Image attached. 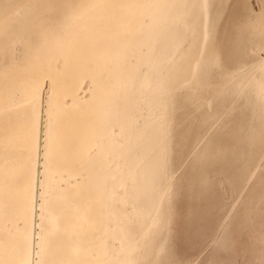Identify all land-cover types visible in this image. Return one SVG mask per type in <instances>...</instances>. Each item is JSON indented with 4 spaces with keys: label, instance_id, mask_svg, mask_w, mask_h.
<instances>
[{
    "label": "bare ground",
    "instance_id": "bare-ground-1",
    "mask_svg": "<svg viewBox=\"0 0 264 264\" xmlns=\"http://www.w3.org/2000/svg\"><path fill=\"white\" fill-rule=\"evenodd\" d=\"M81 2L0 0L4 86L21 75L15 66L29 44H39L42 32L54 38L66 26L72 30L62 99L70 140L57 160L58 179L64 183L49 206L57 223L41 229L38 185L33 217L13 183L31 176L35 150L30 136L22 142L9 138L5 121L0 260L264 264V72L257 57L233 48L238 30L246 40L259 42L264 0H231L220 28L219 53L215 47L202 48L199 5L189 10L176 3L164 9L157 29L140 31L141 20L156 7L154 0H111L74 20L69 4ZM97 59L99 66L93 62ZM65 62L62 56L55 67L64 69ZM121 62L124 71L116 89L112 72ZM93 133L103 134L113 158L127 154L136 186L143 190L139 208L163 218L174 202L179 204L174 230L153 224L146 231L137 223L132 231L140 243L133 248L124 239V214L132 208L123 206V193L112 195L113 169L96 150L86 158L78 152L81 138ZM26 149L33 159H25ZM40 152L42 163L43 147ZM35 171L39 180L40 169ZM132 187L129 183V197ZM190 212L194 216L188 221L184 217Z\"/></svg>",
    "mask_w": 264,
    "mask_h": 264
},
{
    "label": "snow or ice",
    "instance_id": "snow-or-ice-1",
    "mask_svg": "<svg viewBox=\"0 0 264 264\" xmlns=\"http://www.w3.org/2000/svg\"><path fill=\"white\" fill-rule=\"evenodd\" d=\"M111 0H82L76 7L71 3L69 9L73 13V19H79L88 15L90 12L110 3ZM129 3L134 0H128ZM155 9L143 18L139 25V30L145 29L152 31L159 27L160 17L165 8L176 3L190 7L199 5L201 11V43L202 48L207 50L210 46L215 47L220 52L218 38L220 28L223 25L228 10L231 6V0H154ZM215 17V19H214ZM71 29L67 26L63 32H57L54 38H50V32L41 33L40 42L36 46L29 44L24 53L23 61L19 68L21 75L15 80L9 82L7 86L0 84V152H2L5 141V121H7V132L9 138L22 142L25 136H30L35 150V165L33 166L30 177L15 178V183L23 192L26 201L29 202V211L34 217L36 212L37 185L39 186L40 198V221L41 229L47 223L54 226L57 218L49 210L51 203L50 197L64 183L60 170L57 166V160L65 151L70 140V129L65 122L66 104L62 103L63 93L67 87L69 76L66 71L68 63L65 54L68 36L71 35ZM142 47L141 45H138ZM125 47H130L126 45ZM235 50L243 49L248 55L255 56L259 60V71L264 72V30L261 31L259 42L246 40L244 33L237 31L233 40ZM65 57V68L55 67L58 58ZM99 66L100 61L94 60ZM106 66V65H105ZM124 71L123 63H118L112 72V78L115 80L114 88L120 87V76ZM243 71V70H242ZM93 85L92 93L96 88V78L93 75L90 81ZM45 90L47 96L45 97ZM264 95V90H262ZM7 97V104L5 103ZM78 108V105H73ZM41 147H43V162H40ZM96 150L108 168L113 169L110 179L114 182L112 195L123 193L122 203L125 208L131 207L132 213H125V226L122 228L124 239L129 241L130 246L135 248L140 243L132 226L139 223L141 226L150 230L153 224H162L169 231L174 230L178 223L181 213L178 203H173L165 217L161 218L159 212L145 211L139 208L138 204L142 195V188L136 186L135 168L129 164L127 154H118L112 157L111 150L106 148L103 134L85 135L78 144V152L83 156ZM26 151V160L33 159L32 152ZM38 167L39 180L35 168ZM129 183L133 185L131 197H129ZM4 176L0 171V197L4 191ZM129 198L132 203L129 204ZM194 212L188 213L184 218L190 221ZM31 219V218H30ZM41 239H43L41 237ZM0 264L3 261L0 260ZM40 264H44L43 261ZM72 264V262H68ZM122 264H135L131 259L123 261Z\"/></svg>",
    "mask_w": 264,
    "mask_h": 264
}]
</instances>
